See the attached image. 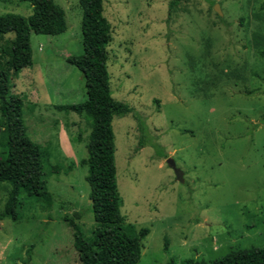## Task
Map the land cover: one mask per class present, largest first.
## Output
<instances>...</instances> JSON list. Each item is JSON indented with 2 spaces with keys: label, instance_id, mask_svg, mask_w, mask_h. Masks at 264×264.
Here are the masks:
<instances>
[{
  "label": "rangeland",
  "instance_id": "rangeland-1",
  "mask_svg": "<svg viewBox=\"0 0 264 264\" xmlns=\"http://www.w3.org/2000/svg\"><path fill=\"white\" fill-rule=\"evenodd\" d=\"M54 1L67 28L31 34V67L15 72V33L0 37L26 132L61 170L47 181L53 204L20 196L17 220L5 213L11 186H0V264H81L66 218L86 240L97 228L84 164L91 122L60 109L87 100L66 60L83 53V12L80 0ZM9 13L29 17L33 7L0 0V15ZM103 14L112 96L132 110L113 119L121 215L150 231L138 264L264 247V0H103ZM7 151L0 125V159Z\"/></svg>",
  "mask_w": 264,
  "mask_h": 264
},
{
  "label": "trees",
  "instance_id": "trees-1",
  "mask_svg": "<svg viewBox=\"0 0 264 264\" xmlns=\"http://www.w3.org/2000/svg\"><path fill=\"white\" fill-rule=\"evenodd\" d=\"M21 1L31 4L32 15H0V37L15 33L10 53L15 72L32 66V33L58 35L67 28L65 11L54 0ZM80 6L83 12V53L66 60L82 73L87 100L63 105L60 109L85 113L91 122L86 146L88 157L84 164L88 167L86 180L97 224L94 237L84 239L74 219L66 218V221L74 230L73 247L81 264H138L143 240L150 231L147 228L137 230L121 215L123 199L117 183L113 128L115 116H126L132 110L112 96L107 65L111 24L103 14V0H80ZM3 51L0 48V53ZM9 87V75L0 65V125L5 129L8 147L6 156L0 159V186H11L5 213L17 220L20 196L34 198L48 206L53 204L47 181L61 170L50 162L46 150L28 136L22 117V99L10 95ZM183 264H264V247L234 252L211 262L187 260Z\"/></svg>",
  "mask_w": 264,
  "mask_h": 264
},
{
  "label": "water",
  "instance_id": "water-1",
  "mask_svg": "<svg viewBox=\"0 0 264 264\" xmlns=\"http://www.w3.org/2000/svg\"><path fill=\"white\" fill-rule=\"evenodd\" d=\"M215 11H216L220 16H222V13H221V11H220V8H219V5H218V4H217L216 7H215ZM167 163L169 164V166H170L172 169H174V171H175V173H176L177 180L183 182V173H182L180 170H178V169L176 168V165H175L174 161L171 160V159H168Z\"/></svg>",
  "mask_w": 264,
  "mask_h": 264
}]
</instances>
